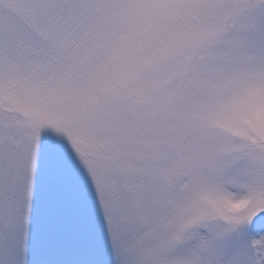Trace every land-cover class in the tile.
<instances>
[{"label": "snow or ice", "instance_id": "1", "mask_svg": "<svg viewBox=\"0 0 264 264\" xmlns=\"http://www.w3.org/2000/svg\"><path fill=\"white\" fill-rule=\"evenodd\" d=\"M0 264H264V0H0Z\"/></svg>", "mask_w": 264, "mask_h": 264}]
</instances>
